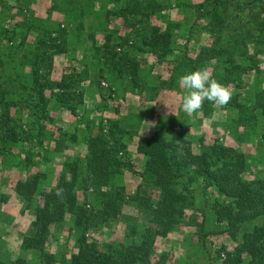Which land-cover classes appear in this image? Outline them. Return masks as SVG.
<instances>
[{"label":"trees","instance_id":"trees-1","mask_svg":"<svg viewBox=\"0 0 264 264\" xmlns=\"http://www.w3.org/2000/svg\"><path fill=\"white\" fill-rule=\"evenodd\" d=\"M33 1L19 0L22 18L6 26L3 21L13 15L7 0H0V161L24 171L13 189L22 209L34 214L18 251L0 230V264H173L156 239L184 227L193 228L191 238L203 249L205 264H264L260 146L261 168L252 153L219 136L187 137L176 131L178 114L159 113L153 133L136 139L142 163L135 168L125 155L134 135L115 119L86 115L84 104L87 85L105 98L103 78L122 91L139 86L147 98L169 91L183 97L179 77L207 67L231 85L232 99L225 106L206 100L192 118L185 113L182 119L211 117L220 108L227 114L218 123L236 141L260 130L252 136L259 142L264 138V0H48L43 15L35 14ZM119 26L127 29L124 34H118ZM202 31L206 42L191 47L193 35ZM146 51L168 77L150 79L146 68L140 71L136 56ZM60 53L70 62L51 77L54 55ZM54 105L76 116L71 130L62 128ZM79 141L86 151L70 152ZM55 153L63 158L52 182ZM125 170L139 175L130 191L122 180ZM7 197L0 195V201ZM126 206L133 212L124 213ZM3 212L0 224L11 216ZM121 217L122 237L97 240V229ZM64 222L70 252L54 244L59 237L52 230ZM218 232L234 240L231 249L211 248L209 235Z\"/></svg>","mask_w":264,"mask_h":264},{"label":"crops","instance_id":"crops-1","mask_svg":"<svg viewBox=\"0 0 264 264\" xmlns=\"http://www.w3.org/2000/svg\"><path fill=\"white\" fill-rule=\"evenodd\" d=\"M172 11L175 13L174 9H170L169 13L171 14ZM43 14L44 13H42V15ZM174 15L175 14H171V16H174ZM113 22H117L118 24L121 23L120 20L115 19V18ZM96 38L97 40H101L102 34L97 33ZM197 40L198 41L196 42L193 41L194 48H197L200 44L205 43L207 40V35L202 31L198 35ZM191 43L192 42H190V46L192 45ZM76 54L78 57H80L81 50H77ZM56 56L61 58L62 60L63 59L66 60L68 63L70 62L66 54L64 53L56 54L54 55V61H53L54 66L57 63L55 60ZM136 59L140 63V71L143 68L147 69L148 78L157 79V78L168 77L169 71L165 69L163 64H160L158 62L156 56L153 53L147 52V51L143 52L141 53V55H137ZM68 63L64 64V66H66ZM59 66L62 67L63 65H58V67ZM55 72H56V76H58L59 74H57V68L54 67V73ZM109 85H110V80H109ZM87 86H88L86 88L87 92L84 94V101H85L84 104L89 110L85 112L86 115H89L90 117L107 116L109 118L117 120L121 128H124L134 133L133 138L128 143L127 152H128V156L130 157V161L135 168H139L142 163V158L135 151L136 139L139 135L150 136L153 133L155 126H156L158 114L159 113L163 115H166V114H169V115L176 114L177 115L178 114L180 118H183L185 115V113L181 111L182 96L179 92L169 91L163 95H158L155 98H147L139 90L140 89L139 86L133 87L130 84V86L127 87L126 91H122V89L118 87L117 85H110L112 87V90H114L112 93L113 95L112 97H114V99L112 100V102H109V100H111L110 93H108L109 96H107L105 99L102 97L101 93L98 92L92 85H87ZM117 99L120 101L119 106L116 104H113V101H118ZM51 110L57 114L60 120L62 119L63 116L69 120V122L67 123H65L63 119L61 120V125L63 126V129L71 130L73 128L74 126L73 122H75L76 119L72 117V115L74 114H72L68 108L64 106L54 105L52 106ZM226 114L227 112L225 110L216 108V110L213 112L211 117H202L198 120L195 119L198 121V124H195V125L188 124L187 125V128L189 129V134L191 132H198V131H199L198 133H200V131H203L202 130L203 127L207 126V123L214 124V121H217V124H219L218 123L219 121L224 120L226 118ZM190 117L192 118V115ZM77 127L79 130L83 129L84 123L78 122ZM196 128L198 129L200 128L201 130H197ZM221 128L222 130H224L223 127ZM202 135H204V133H202ZM213 136L215 137L218 135H213ZM231 142H227V143L237 147L236 145L233 144V139ZM243 143H246V142H243ZM240 144H242V142H240ZM241 150H244V149L242 148ZM71 151L72 152L78 151L80 153H84L86 151V144L83 141H79L78 143L73 144L71 146L70 152ZM244 151L252 153L254 156L253 157L254 163L260 165V162H262L260 160L261 157L258 154L260 150L256 152L255 147H252L251 150L245 149ZM257 155H258V158H255L257 157ZM53 156L54 158H52L51 160L53 162L52 164L54 166L55 173L53 174L52 182L55 181L57 177L56 175H58L59 173L60 162L62 161V158H63V156L60 155L59 153L58 154L55 153L53 154ZM45 165H46L45 163H42L40 164L39 167H42V169H44L46 167ZM3 169H5V172L3 171ZM13 170L17 172V175H16V178L13 179L11 183V186H12V190L10 191L11 193L10 192L7 193L5 187L2 189L0 185V195L6 194L8 196L6 198L7 200L6 205H9L8 200L10 198V195L18 199V197L14 193L13 184L17 178L24 176V171H21L15 166H13L12 162L8 163V161H5V162L0 161V183L5 184V182L3 181V178H4L3 176L5 175L6 177H9L10 172ZM122 178H123L122 180L124 181L127 191L133 190L135 186L137 185V183L139 182V175L136 170L134 171L125 170L124 174L122 175ZM2 210L4 211L3 213L11 215L10 217L7 218V221H5L4 224H0V230L3 232L2 238L4 241H6V243L9 246L10 245L14 246L16 248L15 250L18 251V248L21 244L23 234L26 232V230L28 229L30 225V221L33 219V216H34L33 210L31 208L22 209L21 207L20 210L17 209L16 211L10 206H4ZM25 215L30 217L27 227L23 228V227L16 226V222H17L16 218L23 217ZM169 233H171V231ZM169 233L166 236L161 237L160 239H166Z\"/></svg>","mask_w":264,"mask_h":264},{"label":"rangeland","instance_id":"rangeland-1","mask_svg":"<svg viewBox=\"0 0 264 264\" xmlns=\"http://www.w3.org/2000/svg\"><path fill=\"white\" fill-rule=\"evenodd\" d=\"M18 2H19V0H7L6 5L9 6V14H12L13 17H11L10 19H5V21H3V24H5L6 26H12L16 20H20L22 18L21 12H20L19 8H17ZM32 4H33L32 8H33L35 14H37V15L41 14L42 15V13H45V9L48 6L49 1L48 0H34ZM171 14H174V12L172 11ZM117 25H120V23ZM119 29L120 30H119L118 34H124V32L127 30L126 28H125V30H122V26H119ZM204 38H205V36H204ZM193 41L194 42L198 41L197 37H195L194 35H193ZM193 41L191 43L192 44L191 47L194 46ZM57 56L55 57L56 58L55 60L57 63L54 67L57 68V74H60L61 69L64 67V64H66L68 62L64 59H63L64 60L63 61L61 58H59ZM58 65H63V66L58 67ZM53 70H54V68H53ZM52 76H56V72L54 73V71H53L51 73V77ZM101 80H104L105 82H107L108 86L105 87V85H103L101 83ZM101 80H100V85L102 88V92L106 94L105 99L107 96H109L108 93H110L111 100H109V102H112V100L114 99V97H112L113 96L112 93L114 90H112V88L110 89L109 80H107L105 78H103ZM163 94H165V92L162 93L161 95H163ZM115 96H117V95H115ZM113 104H116L119 106L120 101L119 100L113 101ZM72 117L74 119L76 118V116H74V115H72ZM104 117L109 118L107 116H104ZM62 119L65 123L69 122V120L67 118H65L64 116L62 117ZM60 121H59V123H60ZM185 123L195 125V124H198V121L195 119H189V121L186 122L185 120H183L181 118L180 121L176 123V125H175L176 131L183 132V134H185L187 137L194 138L195 136L201 135L202 133H204L205 137H207V138L213 137V135H218L226 143L231 142L233 139V144L236 145L237 148H239V149L243 148L244 150L245 149L251 150L252 147H255V150L257 152V151L261 150L260 149V147H261L264 151V141H263L264 138L261 137L259 142H258V140L256 142L255 140H253V137H252V136L257 137L259 134H261L260 130H257L258 135L251 133V135H248L247 137H245L242 140V141H245L246 143L242 142V144H240L239 141H236L233 138L234 135L231 132H228L227 130H222L220 125L217 124V121H215L214 124L207 123V126L203 127V129H202L203 131H200V133H198L199 131L198 132H191L190 133L191 136H188L189 129L185 126ZM56 125H57V123L54 126L56 127ZM196 129L201 130L200 128L199 129L196 128ZM125 132H127V130H125ZM129 132L134 135L133 132H131V131H129ZM219 132H220V134H219ZM126 135H127V133H125L123 138L127 137ZM246 140H249V141H246ZM182 144H183V142H182ZM120 154H121V152H120ZM263 154H264V152H263ZM125 155L127 156V159L130 161V157L128 156L127 151H126ZM255 158H258V155ZM263 159H264V156H263ZM48 165H50V164L48 163ZM257 166L259 168H261L260 167L261 165H257ZM3 171L5 172V169H3ZM54 173L55 172L53 170L52 176ZM16 175H17V172L15 170H13L10 172L9 177H6L5 175L3 176L4 177L3 181L5 182V184L0 183V185H1L2 189L5 187L7 193L12 190L11 183H12L13 179L16 178ZM10 193H9V195H10ZM8 203H9V205H6L5 202L3 203L0 201V206H1L0 212L4 206H10L11 208H13L16 211H17V209L20 210L21 207L23 206V204L20 200H18L16 197H13L11 195H10V198L8 200ZM126 210H129V211H126ZM130 210L131 209H129L128 207L123 208L124 213L127 212L130 214L131 212H133ZM29 212H31V211H29ZM29 218L30 217H28L27 215H25L23 217H17L16 218V221H17L16 226L23 227V228L27 227V225L29 223ZM64 223L65 224H63V226L58 227L56 229L54 228L52 230V233L56 234L57 237H59L58 241H56V242L54 241V244L55 245L60 244L61 245V246H59L60 250L63 249L64 251L68 250V252H70L71 246L69 249V247L67 245V241L70 242V244H72V238L66 239L67 232H68L67 231L68 224H67V222H64ZM123 230H124V222H123L122 217H121L120 220L110 221L109 226L97 229L95 234H96L97 240L105 241V242H109V241L112 242V241H115L116 239H119L120 237H122ZM192 231H193L192 227H184L183 229L171 231V233H169V235L167 236L166 239L157 238L156 239V241H157L156 246L158 245L159 250L163 249V250L167 251L168 258L170 259L171 263H173V264H205L204 263L205 257L203 255V253H204L203 249L193 242L194 240L196 241V238L193 236L191 238ZM12 240H14V239H12ZM208 240H210L211 248L220 249V252H225L226 250L231 249L234 245V240L230 237V235L227 232H218V233L210 234ZM12 242H14V241H12ZM10 247L13 250L16 249L14 246L10 245Z\"/></svg>","mask_w":264,"mask_h":264},{"label":"clouds","instance_id":"clouds-1","mask_svg":"<svg viewBox=\"0 0 264 264\" xmlns=\"http://www.w3.org/2000/svg\"><path fill=\"white\" fill-rule=\"evenodd\" d=\"M178 84L185 93L182 110L189 116L201 110L206 100L217 106H225L233 96L231 85L219 82L207 67L180 76ZM62 191L58 190L56 194L61 196Z\"/></svg>","mask_w":264,"mask_h":264},{"label":"built area","instance_id":"built-area-1","mask_svg":"<svg viewBox=\"0 0 264 264\" xmlns=\"http://www.w3.org/2000/svg\"><path fill=\"white\" fill-rule=\"evenodd\" d=\"M101 83H102L103 85H105V87L108 86V83L105 82L104 80H101Z\"/></svg>","mask_w":264,"mask_h":264}]
</instances>
